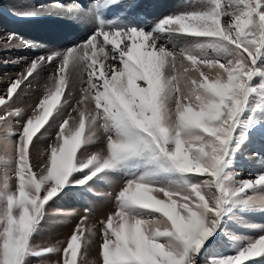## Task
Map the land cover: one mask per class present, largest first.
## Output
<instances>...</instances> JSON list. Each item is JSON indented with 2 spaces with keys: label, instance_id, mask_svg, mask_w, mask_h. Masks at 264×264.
Returning <instances> with one entry per match:
<instances>
[{
  "label": "snow or ice",
  "instance_id": "obj_1",
  "mask_svg": "<svg viewBox=\"0 0 264 264\" xmlns=\"http://www.w3.org/2000/svg\"><path fill=\"white\" fill-rule=\"evenodd\" d=\"M197 3L151 26L133 13L139 0L13 13L67 17L91 31L32 58L0 92V264H89L97 237L91 264H264V234L232 230L264 232L244 219L264 214V172L235 171L238 156L264 165L261 151L246 155L264 149V0ZM118 7L127 11L109 18ZM0 42L45 49L15 33ZM46 68L38 101L15 107ZM117 175L125 179L99 233L84 215L66 241L33 244L53 204L84 199Z\"/></svg>",
  "mask_w": 264,
  "mask_h": 264
},
{
  "label": "rangeland",
  "instance_id": "obj_2",
  "mask_svg": "<svg viewBox=\"0 0 264 264\" xmlns=\"http://www.w3.org/2000/svg\"><path fill=\"white\" fill-rule=\"evenodd\" d=\"M79 2H81L80 4H83V5H89L91 0H89V1H87V0H63V1H61V0H48V1L45 0L43 2H41V1L38 2L37 0H35L32 8L29 7V8H24V9L18 8V7H16V5L14 6L13 4H10L8 0H0V8H2L5 13L10 15V16L5 15V14H3V12L0 11V22H2V24L6 25L7 27L13 26V23L11 22V20L14 19V21H15L19 18H20V20L16 21L18 23H21L22 21H25V22L31 21V22H35V23H40L41 21H38V20H40L39 18L28 20L27 18L23 19L22 17L15 16V15H13V13L19 12V11L30 10V9L39 7L41 4H43L45 6H49V5H52L55 3H61L64 6H66V5L69 6V4H70V6H72V5L79 3ZM163 2L161 3V5H163ZM197 4H198L197 0H185V2H184V6L189 7V9L187 11L192 10L190 7L199 6ZM123 10H125V8H123ZM121 11H122V8H116L112 14L116 16L118 13L120 14ZM133 13L138 14V12H136V11H133ZM167 13H166V15H168ZM112 14H111V16L114 17ZM169 14H170V12H169ZM162 15L165 16L164 13H162V11H160L159 18H162L163 17ZM10 17H11V19H9ZM59 18L60 17L55 18L56 19L55 21L49 20L50 26L51 25L52 26L49 29H47L46 32H43L44 35H47L48 30L50 31L51 29L56 28L57 26H61L63 29L62 35H65L67 33L66 35H69V36L65 35V37L74 38L75 42H79L81 40V38H86V36H84V34L82 36L78 35L77 37H74L75 35L72 34L70 26ZM59 20H60V22H59ZM36 21H38V22H36ZM154 21H156V20L150 19V22H151L150 24L152 25ZM9 23H11V25ZM58 23H60V25ZM7 27H5V28L0 27V37H6L7 34H9V33H15L16 35H18L17 32L12 31L10 28H7ZM66 27H68L69 29ZM89 28H91V27H89ZM63 40H64V38H62L61 41L59 40L60 42L58 41V43H57L58 48L64 47V46H61L64 44L62 42ZM0 44H2V42H0ZM66 46H71V45H66ZM169 47H170V45H169ZM42 54H44V53H42ZM37 55H40V54H38V53L33 54V52H31L30 49L3 50L2 47H0V92L6 91L7 84L9 82V80L15 78L17 73L23 71L25 69V67L27 66V64L30 63V60ZM21 58H23V59H21ZM14 61H18V62H14ZM47 75H48V73H47ZM46 80H47V78H46ZM44 85L45 84L40 86L42 89L41 92H38L37 95L35 94L34 96H32L31 91L36 89L38 86V83H37V85L33 84L32 89H29L27 91V94H22V99L17 101L15 107L26 108L28 105L35 104L38 101V99L40 98V96L45 91ZM62 100H63V97H61V102H62ZM54 113H55V108L53 109V114ZM70 125H71V121L69 123V126ZM85 135H87V125L85 128ZM48 143H49V140L45 139L39 145H37V147L40 149H44L47 147ZM97 150H98L97 146H90V151H97ZM253 151H261V154L264 155V149H261L259 144L249 146L246 149V155L251 156ZM0 155H2V153H0ZM77 155H79V150L77 152ZM237 159L239 161H241V163L238 164L235 168V171L237 173H239L238 179H254L256 177L257 173L264 172V165L259 164L255 158L248 160V159H245L243 156H238ZM124 179L125 178L122 175H117V176H113L111 184L104 182V181H97L92 186V192L86 193L84 199L66 198L64 200L59 201L56 204H53L48 209L49 214L45 217L44 221H42L41 230L38 233H36L34 236L33 244L39 246V241L37 240L34 243V239L39 238L44 232H46L45 230L50 229V228H48L49 223H50L49 225H51L52 227L68 226L69 228H71V231H73L75 229V226L80 222L81 217H83L84 215H88L87 223L90 220H92V221H94V223L98 224V222L100 220L106 219V217L109 213L115 211L114 195L120 189V187H122ZM107 193H112L113 194L112 197L107 196L106 195ZM97 194H99V195H97ZM86 207L91 209V211L87 214L84 212V209ZM100 207H104V208L108 207L109 212H106L103 215H101V217H99V215H97L95 212L98 209H100ZM57 210H59L61 214H54ZM47 218H49L48 221L46 220ZM244 219L249 224L264 226V214H260V213L250 214V215L245 216ZM99 228H100V225H99ZM232 230L237 235L247 236V237H251V238H258L261 234H264V232H261L259 229H251V228H245V227L232 226ZM56 242L57 241L55 240L54 243L50 244V245H54V244H56ZM50 245H47V246H50ZM61 246L63 247L64 245H61ZM230 252H231L230 249L225 250V254H230ZM43 258L44 257L31 258L30 264H43L42 263ZM56 259H59V257L56 258V256H53L52 260H54V261L51 262V264H55ZM255 259L259 260L258 257ZM46 264H48V262Z\"/></svg>",
  "mask_w": 264,
  "mask_h": 264
},
{
  "label": "bare ground",
  "instance_id": "obj_3",
  "mask_svg": "<svg viewBox=\"0 0 264 264\" xmlns=\"http://www.w3.org/2000/svg\"><path fill=\"white\" fill-rule=\"evenodd\" d=\"M8 1L10 4H13L14 6L16 5V7L24 9V8H29V7L32 8L35 0H8ZM37 1L43 2L45 0H37ZM61 1H63V0H61ZM162 2H163V5H161ZM184 2H185V0H139V7H137L133 11L138 12V15L143 18L144 23L151 26L150 19L158 20L160 11H162V13H164V15H166L167 12H168L167 14H169V12L171 14V13H177L180 11H187L189 9V7L184 6ZM65 7H70V4H69V6L66 5ZM190 8L192 9L193 7H190ZM122 11H126V9L123 10V8H122ZM55 18H58V17L39 18L40 20H38V21H41L40 23H35V22H31V21L30 22L22 21L21 23H18V22H16L17 20L14 21V19L12 18L13 20H11V22L13 23V26L7 27L6 25L2 24V22H0V27L1 28L2 27L10 28L12 31L17 32L18 36L23 37L24 39L32 40L35 43L45 45V49H30V51L33 52V54L38 53L41 55L42 53H44V51L46 49L58 48L57 43L59 40L61 41L62 38H64V40L62 41L64 44L61 46L71 45L69 43V41H74V38L65 37V35L67 33L65 35H62L63 29L61 26H57L56 28H53L50 31L48 30L47 35H44L43 32H46V30L52 26V25L50 26L49 20L55 21L56 20ZM59 19L63 20L65 23H67L70 26L72 34L75 35L74 37H77L78 35L82 36L83 34H84V36H86L88 30H90V28H89L90 26H87L82 22L75 21L71 18L60 17ZM38 21H36V22H38ZM59 22H60V20H59ZM9 24L11 25V23H9ZM58 24L60 25V23H58ZM66 28H68V27H66ZM66 36H69V35H66ZM51 71H52L51 68H46L41 72V76L38 78V80L36 82H34V84H36V85L38 83V86L36 89L31 91L32 96H34L35 94L37 95L38 92L42 91L40 86L47 83L46 78ZM47 73H48V75H47ZM106 212H109L108 207L107 208L100 207V209H98L95 213L97 215H99V217H101V215H103ZM46 220L48 221L49 218H47ZM49 224H48V228H50V229L45 230L46 232H44L39 238L34 239V243H35V241L38 240L39 246H41V247L53 244L55 240L56 241H59V240L66 241L67 238L72 233L71 228H69L68 226L52 227ZM98 224H99V222H98ZM98 224L94 223V221H92V220H90L87 223V225H95L94 231L99 233V229H100L99 225L100 224L99 225ZM86 235H87V233H86ZM99 243H100V241H99L98 237L93 239V243L90 246L89 255L86 257V260L89 262V264H91V262H93V261H98V245H99ZM52 259H53V256L44 257L42 263L46 264L48 262V264H51V262L54 261Z\"/></svg>",
  "mask_w": 264,
  "mask_h": 264
}]
</instances>
